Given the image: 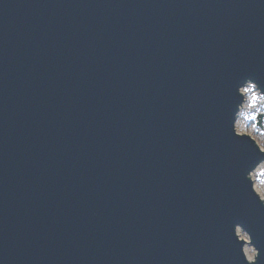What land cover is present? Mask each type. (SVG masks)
I'll return each mask as SVG.
<instances>
[{"label":"water","instance_id":"obj_1","mask_svg":"<svg viewBox=\"0 0 264 264\" xmlns=\"http://www.w3.org/2000/svg\"><path fill=\"white\" fill-rule=\"evenodd\" d=\"M246 81L264 0H0V264H264Z\"/></svg>","mask_w":264,"mask_h":264},{"label":"rangeland","instance_id":"obj_2","mask_svg":"<svg viewBox=\"0 0 264 264\" xmlns=\"http://www.w3.org/2000/svg\"><path fill=\"white\" fill-rule=\"evenodd\" d=\"M254 92H256V94L258 95V99H259L260 98L259 91L254 89ZM240 93L243 96V102L239 107V110L236 116V121L234 123L235 132L238 135H246L250 137L259 148H264V105L257 104L255 108L249 109L247 106V101L250 100L251 95L253 93L244 92L243 89H240ZM252 115H256L255 120L245 119V117H249ZM259 115H261L262 117L261 126L257 125V118ZM259 165L260 166L257 167L255 171H253L250 174V180L254 184V191H255V188L258 190L257 195L259 196V198L264 199V184H262V181H264V177L257 175L258 172L264 171V163H260ZM238 230L242 232L243 234L242 240L244 238L247 239L245 233L240 229ZM248 246L250 247L252 251L251 245H248Z\"/></svg>","mask_w":264,"mask_h":264},{"label":"clouds","instance_id":"obj_3","mask_svg":"<svg viewBox=\"0 0 264 264\" xmlns=\"http://www.w3.org/2000/svg\"><path fill=\"white\" fill-rule=\"evenodd\" d=\"M254 88H256V85L250 81H246L244 86H243V90L244 92H252L253 94L251 95V98L250 100L247 101V106L249 109H253L257 106V104H262L264 105V92H261L260 89L258 88L259 90V94H260V98L258 99V95L256 94V92H254ZM241 89V88H238L237 89V95L241 98V101H242V96L240 94H238V90ZM247 89H253L251 91H246ZM241 103V102H240ZM246 120H255L256 119V115H252V116H249V117H245ZM262 151H264V148L261 149ZM260 165H255V167H253L250 171L247 172V175L245 176V179L249 182V184L251 185V192L253 193L254 191V184L250 181V174L255 171V169L257 167H259ZM257 175L261 176V177H264V171H260L257 173ZM262 184H264V181H262ZM259 202L261 204H264L261 202V200H259ZM252 251H253V255L251 257L248 258L249 260V264H254L256 258H257V255H258V251L252 247Z\"/></svg>","mask_w":264,"mask_h":264},{"label":"bare ground","instance_id":"obj_4","mask_svg":"<svg viewBox=\"0 0 264 264\" xmlns=\"http://www.w3.org/2000/svg\"><path fill=\"white\" fill-rule=\"evenodd\" d=\"M261 149H262V148H260V150H261ZM262 163H264V162H262ZM254 192L257 194V193H258V190L255 188V191H254ZM260 199L264 200L263 198H260ZM236 234H237V236H238V239L242 240V237H243L242 232H240V231L237 229V230H236ZM243 241H245V245H244V247H243V252H244V255H245L246 260L249 262L248 258L252 256V251H251L250 247L248 246V245H250L248 239H245V238H244Z\"/></svg>","mask_w":264,"mask_h":264},{"label":"snow or ice","instance_id":"obj_5","mask_svg":"<svg viewBox=\"0 0 264 264\" xmlns=\"http://www.w3.org/2000/svg\"><path fill=\"white\" fill-rule=\"evenodd\" d=\"M251 90H253V89H247L246 91H251ZM257 258H258V255H257ZM257 258H256V259H257Z\"/></svg>","mask_w":264,"mask_h":264}]
</instances>
